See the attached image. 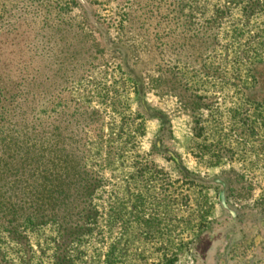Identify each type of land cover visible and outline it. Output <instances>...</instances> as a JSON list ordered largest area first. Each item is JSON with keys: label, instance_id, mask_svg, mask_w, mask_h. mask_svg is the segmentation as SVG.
Listing matches in <instances>:
<instances>
[{"label": "rangeland", "instance_id": "1", "mask_svg": "<svg viewBox=\"0 0 264 264\" xmlns=\"http://www.w3.org/2000/svg\"><path fill=\"white\" fill-rule=\"evenodd\" d=\"M263 43L264 0H0V72L101 112L79 240L0 232V264H204L232 229L252 239L234 255L264 264Z\"/></svg>", "mask_w": 264, "mask_h": 264}, {"label": "trees", "instance_id": "2", "mask_svg": "<svg viewBox=\"0 0 264 264\" xmlns=\"http://www.w3.org/2000/svg\"><path fill=\"white\" fill-rule=\"evenodd\" d=\"M245 52L235 54V65ZM21 74L0 72V232L19 246L48 227L77 241L85 220L96 213L91 201L101 186L98 169L83 154L84 129L101 112L74 99L57 111L49 78Z\"/></svg>", "mask_w": 264, "mask_h": 264}, {"label": "crops", "instance_id": "3", "mask_svg": "<svg viewBox=\"0 0 264 264\" xmlns=\"http://www.w3.org/2000/svg\"><path fill=\"white\" fill-rule=\"evenodd\" d=\"M217 241H220V239L218 238ZM251 242L252 239L248 237V233L244 236L236 229H232V231H229L228 239L224 240L223 242L222 252L219 253V256L222 258L219 257V260H217V256H211L212 252L210 245L212 248V243L210 242L209 249L206 254L207 260L204 264H248V261L238 259L237 256L234 255V252L236 253L238 248L243 249L245 246H249Z\"/></svg>", "mask_w": 264, "mask_h": 264}]
</instances>
